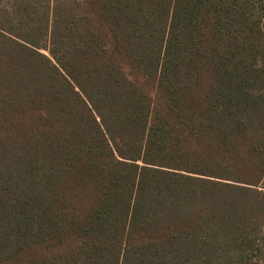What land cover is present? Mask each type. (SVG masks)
<instances>
[{
  "label": "trees",
  "instance_id": "16d2710c",
  "mask_svg": "<svg viewBox=\"0 0 264 264\" xmlns=\"http://www.w3.org/2000/svg\"><path fill=\"white\" fill-rule=\"evenodd\" d=\"M0 264H264V0H0Z\"/></svg>",
  "mask_w": 264,
  "mask_h": 264
}]
</instances>
